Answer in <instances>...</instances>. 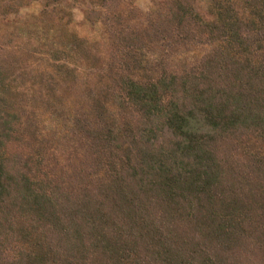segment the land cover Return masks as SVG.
I'll return each mask as SVG.
<instances>
[{"label": "trees", "instance_id": "obj_1", "mask_svg": "<svg viewBox=\"0 0 264 264\" xmlns=\"http://www.w3.org/2000/svg\"><path fill=\"white\" fill-rule=\"evenodd\" d=\"M133 3L61 32L39 109L0 63V264H264V0Z\"/></svg>", "mask_w": 264, "mask_h": 264}, {"label": "rangeland", "instance_id": "obj_2", "mask_svg": "<svg viewBox=\"0 0 264 264\" xmlns=\"http://www.w3.org/2000/svg\"><path fill=\"white\" fill-rule=\"evenodd\" d=\"M132 1L144 15L161 12L158 6L160 0ZM62 2L63 22L44 23L38 19L42 11L40 3L24 2L20 9L14 7L15 4L11 0H0V63L8 71V77L15 89L14 95L21 106L38 109L43 106L38 94L41 73L53 66V62L47 60L57 57L54 55L53 47L59 42L62 31L66 29L80 39L99 43L105 47L104 26L89 22L84 14L85 11L92 9V0H62ZM198 54L199 51H195L192 57ZM61 97L64 100L63 104L68 102L67 95ZM78 99L72 97L70 102L76 101L77 105ZM64 114L66 119L59 118L61 122L67 121L68 113ZM48 118L49 116H45V119ZM55 120L58 118L55 117ZM61 122L56 121L59 125ZM44 127H50V121H46Z\"/></svg>", "mask_w": 264, "mask_h": 264}]
</instances>
